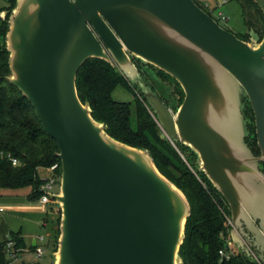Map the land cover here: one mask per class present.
<instances>
[{"label":"water","instance_id":"95a60500","mask_svg":"<svg viewBox=\"0 0 264 264\" xmlns=\"http://www.w3.org/2000/svg\"><path fill=\"white\" fill-rule=\"evenodd\" d=\"M7 47L9 79L60 148L64 196L53 197L64 204V220L56 264H183L190 203L148 150L111 137L81 101L77 72L91 57L116 64L144 88L163 136L192 148L239 225L253 179L264 185V45L239 38L196 0H17ZM132 57L180 82L185 98L176 110L142 81ZM227 73L251 102L260 156L245 141L248 128L227 154Z\"/></svg>","mask_w":264,"mask_h":264},{"label":"trees","instance_id":"16d2710c","mask_svg":"<svg viewBox=\"0 0 264 264\" xmlns=\"http://www.w3.org/2000/svg\"><path fill=\"white\" fill-rule=\"evenodd\" d=\"M5 2L0 7V11H7L5 18L0 17V189L28 187V197L40 199L47 181L41 176L40 169L50 168L58 162L56 173L62 174L60 148L46 131L31 100L9 79L11 67L7 33L16 0ZM196 2L212 15L200 0ZM240 2L244 8L245 0ZM133 61L144 80L167 105L176 109L183 102L184 90L174 77L152 64L143 63L139 58ZM76 86L81 101L91 107L92 116L104 124L111 137L148 150L161 173L185 193L191 209L180 248L183 264H259L246 249L229 259L221 258L220 250L227 249V237L230 235L226 215L230 214L231 209L227 199L199 169L197 154L191 147L180 140L163 136L157 114L147 96L139 93L116 64L99 57L86 59L77 72ZM118 86L131 91L134 102L115 100L112 93ZM165 88L166 95H163L160 89ZM243 112L247 128L251 134L255 133V115L250 102H246ZM251 134L245 137V141L256 155L260 148L256 136L252 138ZM14 158L19 162L17 165L13 164ZM10 238L21 252L27 248L22 231H11ZM7 241H0V264H14L6 259ZM30 249L35 247L30 246ZM19 264L39 263L23 261Z\"/></svg>","mask_w":264,"mask_h":264},{"label":"rangeland","instance_id":"374dc122","mask_svg":"<svg viewBox=\"0 0 264 264\" xmlns=\"http://www.w3.org/2000/svg\"><path fill=\"white\" fill-rule=\"evenodd\" d=\"M200 1L204 5L207 4L211 8H216V10L218 9L217 11L223 12L225 16L228 17V21L219 20L223 27L229 29L236 35H240L244 38V41L250 43L256 48H261V46L264 45V0H252L251 2H247L245 0L244 8H242L240 0ZM4 3L5 0H0V5ZM134 58L136 57H132V60ZM142 62L145 63L144 61ZM140 74L142 81H144L149 87L150 84L144 80V76L141 71ZM132 84L137 87L140 94L146 95L144 88H141L138 83L132 82ZM171 88H173V86ZM181 88L184 90L182 85ZM165 90L167 89H160L163 95H166ZM242 94V87L234 81V77L227 73V154L229 156L233 155V152L238 150V145L241 142L240 140L242 139V135L245 134L247 128L245 122L246 117L243 110L245 109L246 102H250V100L247 96H242ZM112 96L118 101L134 102L135 100L133 93L122 86H118L113 91ZM242 102L244 105L243 107L241 106ZM253 123L255 125V120ZM249 134H251L250 131ZM251 136L252 138L255 136L257 138L256 125L255 133H252ZM253 154L255 155L254 152ZM260 155L261 150L259 154H256L255 156ZM261 164L264 171V162H261ZM40 174L43 178H49L52 175V171L49 168H41ZM62 175L63 168L61 176L58 175L56 187L49 190L50 194H59L62 197L64 196ZM2 193L3 196L0 201L3 206V216L1 217L0 215V241L5 242L9 240L10 231H22L29 246L32 244L33 238L39 239L43 237L41 242L42 246L45 248V253L42 259L38 258L34 251L30 250L24 251L23 253L21 252L23 258H18L16 260L6 254V259L14 264H19L23 261L27 263L56 264L57 254L63 243L64 204L61 199L52 197V201L44 203L41 199L29 198L28 195L30 194V188L28 187L14 190L6 189L2 190ZM227 204L230 206L228 200ZM228 215L232 218L234 225H236L239 229V225H237L234 221L232 209ZM229 230L233 233L231 228ZM250 248L259 256L261 260H263L262 257L264 258V256L261 257L257 251H255L254 247ZM245 249L246 252H248V254L254 259L253 255L250 251H248V247ZM261 250L264 255V242Z\"/></svg>","mask_w":264,"mask_h":264},{"label":"built area","instance_id":"2783aa9c","mask_svg":"<svg viewBox=\"0 0 264 264\" xmlns=\"http://www.w3.org/2000/svg\"><path fill=\"white\" fill-rule=\"evenodd\" d=\"M5 1H9V0H5ZM204 6H205L206 9H208L211 12V14H212L211 16L213 18H215L218 22H219V20L228 21V17H226L223 12L217 11L218 9L216 10V8H211L207 4H205ZM0 17L5 18V11H1L0 12ZM18 163H19L18 160L16 158H14L13 159V164L17 165ZM58 168H59V163L58 162L53 164L49 168L52 171V175L49 178H45L47 181L43 185V188H42L43 189V194H42V196L40 198L41 201L44 202V203H49L50 201H52L53 194H50L49 190H52V189H54L56 187V184H57V181H58V174L56 173V170ZM1 196H3L2 189H0V197ZM0 212H1V208H0ZM226 218H227V224L229 225L231 230L236 232L237 227H236V225H234V222H233L232 218L228 214L226 215ZM42 240H43V237L40 238V242ZM15 244H16V242L13 239L10 238L7 241L6 245H5V251H6L7 255H10L12 258L17 260L18 258H21V249L16 248ZM247 247H248V251H250V253L253 255L254 259L259 264H264L263 260H261L259 258V256L250 248V246L247 245L246 248ZM34 250H35V253H36L37 257L42 259V257L44 256V253H45V248H44V246H42V242H41V244L36 245ZM239 251H242V250L239 247H237V245L235 244V242H234V240L232 238V233L230 231V235L227 237V249L226 248H222L220 250L221 258L222 259L223 258L229 259L233 255L237 254V252H239Z\"/></svg>","mask_w":264,"mask_h":264},{"label":"crops","instance_id":"0c3cea01","mask_svg":"<svg viewBox=\"0 0 264 264\" xmlns=\"http://www.w3.org/2000/svg\"><path fill=\"white\" fill-rule=\"evenodd\" d=\"M6 3V2H5ZM4 3V4H5ZM4 4H1L0 5V7H2V6H4ZM16 6H17V0H16V5H15V7L13 8V10H12V13H13V11H14V9L16 8ZM2 11H5V16H6V14H7V11L6 10H2ZM1 12V11H0ZM11 13V14H12ZM11 16V15H10ZM149 64H152V63H149ZM152 65H154V64H152ZM155 66V65H154ZM157 67V66H156ZM161 69V68H160ZM178 81V80H177ZM180 83V82H179ZM182 104V103H181ZM180 104V105H181ZM179 105V106H180ZM178 106V107H179ZM41 170V169H40ZM252 186H253V194H251L250 196H247L246 197V199H245V201L243 200L242 202H241V206L243 207L244 206V208H246V209H244L243 208V210L241 209V210H238V224L239 225H241L242 223H245L246 224V226L249 228V230L250 231H252V232H254V230L256 229V226L254 225V219H258V220H264L263 218H264V185L262 184V182L261 181H259V180H256V179H253V181H252V184H251ZM2 197V196H1ZM1 197H0V199H1ZM249 198L251 199V200H253V204H252V202L249 200ZM3 206H2V203H1V201H0V208H1V212H0V215H1V217L3 216V214H2V211H3V208H2ZM255 207V208H254ZM45 222V221H44ZM262 222V221H261ZM11 232V231H10ZM23 234V233H22ZM23 236H24V234H23ZM24 238H25V236H24ZM232 238H233V236H232ZM25 240H26V238H25ZM36 243V245H39V244H41V242H40V238L39 239H37V238H33V241H32V244H30V246H33V243ZM258 242V241H257ZM26 243H27V240H26ZM236 244V243H235ZM256 244H258V243H256ZM35 245V246H36ZM259 245H260V242H259ZM28 243H27V248L24 250V251H27V250H30V251H34L35 252V250L34 249H30V246H29V248H28ZM34 246V247H35ZM23 251V252H24ZM22 252V253H23ZM21 258H23V256H22V254H21Z\"/></svg>","mask_w":264,"mask_h":264},{"label":"flooded vegetation","instance_id":"af4514ba","mask_svg":"<svg viewBox=\"0 0 264 264\" xmlns=\"http://www.w3.org/2000/svg\"><path fill=\"white\" fill-rule=\"evenodd\" d=\"M261 221L258 219H254L253 223H255L254 225L256 226L254 232L250 231L245 223H242L241 225H239V229L237 228L236 233L244 248H246L247 245L250 247H254L255 251H257L260 256H264L261 250L264 242V220Z\"/></svg>","mask_w":264,"mask_h":264}]
</instances>
